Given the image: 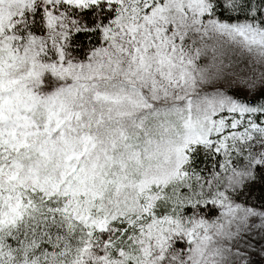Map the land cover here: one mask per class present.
<instances>
[{
  "label": "snow or ice",
  "instance_id": "snow-or-ice-1",
  "mask_svg": "<svg viewBox=\"0 0 264 264\" xmlns=\"http://www.w3.org/2000/svg\"><path fill=\"white\" fill-rule=\"evenodd\" d=\"M0 264H264V0H0Z\"/></svg>",
  "mask_w": 264,
  "mask_h": 264
}]
</instances>
